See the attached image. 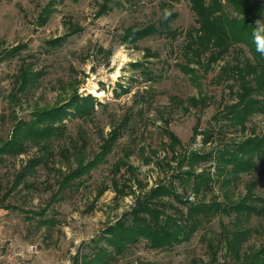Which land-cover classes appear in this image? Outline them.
<instances>
[{"label": "rangeland", "instance_id": "rangeland-1", "mask_svg": "<svg viewBox=\"0 0 264 264\" xmlns=\"http://www.w3.org/2000/svg\"><path fill=\"white\" fill-rule=\"evenodd\" d=\"M164 1L0 0V147L20 121L66 104L75 92L99 102L91 117L63 122V135L50 142V160L34 171H28L31 160L44 153L31 144L2 157L0 264H87L104 248L106 228L157 186L173 182L177 194L195 201L189 185L174 179L188 170L185 155H214L221 143L264 134L262 114L251 118L246 135L223 115L238 101L234 68L251 58L248 49L237 45L220 55L209 49L196 58L185 40L199 28L189 0L174 3L171 35L125 41L129 30L159 28ZM257 24L264 27V17ZM24 71L34 78L27 76L22 89ZM213 130L206 143L204 133ZM80 164L93 167L63 187ZM195 168L214 173V162ZM263 169L228 189L219 180L198 201L219 203L225 192L241 199L252 182H259L253 192L264 200ZM233 221L216 216L189 242L164 251L140 241L107 257V264H237L220 243L221 225ZM246 227L251 234L242 257L264 245V219L254 217Z\"/></svg>", "mask_w": 264, "mask_h": 264}, {"label": "trees", "instance_id": "trees-1", "mask_svg": "<svg viewBox=\"0 0 264 264\" xmlns=\"http://www.w3.org/2000/svg\"><path fill=\"white\" fill-rule=\"evenodd\" d=\"M178 1L168 0L161 3L163 19L159 28L150 26L135 32L129 30L124 37L125 41L136 43L156 34L171 35L169 24L177 18L173 7ZM189 1L199 25L197 30L193 28L186 32V48L189 52L199 58L201 53L209 49L219 50L220 55L227 53L234 46L241 45L248 49L251 56L250 59H244L243 66L234 68V77L240 83L238 101L228 106L223 114L234 128L239 127L240 133L246 135L247 124L251 118L257 114L264 116V53L257 50L255 39L259 28L257 23L264 17V5L261 0ZM27 76L34 78L30 72L24 71L21 75L22 89H25L28 83ZM98 103L92 95L83 97L75 92L66 104L34 113L28 123L20 121L12 132V139L0 147V161L5 156L22 154L26 146L31 144L44 154L39 160H31L28 171H34L37 166L46 164L52 156L50 142L64 133L63 122L69 118L91 117ZM209 133H204L206 143L212 139L214 130ZM171 137L175 139L174 136ZM239 140L221 143L222 148L214 155L199 152L185 155L181 163L186 164L188 170L178 173L174 179L189 185L195 201L177 194L173 182L157 186L138 198L130 212L106 228L102 236L104 248L87 264H107V257L122 256L128 247L137 245L140 241H145L152 250L172 249L189 242L204 224L216 216L234 220L230 226L221 225L220 243L226 249V257L232 256L237 264H264V245L254 253L241 256L242 245L251 234L246 224L254 217L264 219V206H260L264 204V200L253 192L259 182L249 184L246 196L241 199H233V196L225 192L222 202L206 204L198 201L201 195L213 191L214 184L219 180L223 188L228 189L237 183L241 176L251 175L260 165L264 166V134L256 135L253 131L250 136ZM107 154L108 150L105 148L102 156ZM44 156L47 157L46 160ZM210 161L214 162V173L212 170L197 172L196 165ZM92 165L80 164L63 180V187L81 180L92 169ZM261 176L264 178V169ZM21 181L22 176L19 177L17 185ZM117 193L123 196L125 194L118 189Z\"/></svg>", "mask_w": 264, "mask_h": 264}, {"label": "clouds", "instance_id": "clouds-1", "mask_svg": "<svg viewBox=\"0 0 264 264\" xmlns=\"http://www.w3.org/2000/svg\"><path fill=\"white\" fill-rule=\"evenodd\" d=\"M255 39L257 42V50L264 53V27H259L255 33Z\"/></svg>", "mask_w": 264, "mask_h": 264}, {"label": "bare ground", "instance_id": "bare-ground-1", "mask_svg": "<svg viewBox=\"0 0 264 264\" xmlns=\"http://www.w3.org/2000/svg\"><path fill=\"white\" fill-rule=\"evenodd\" d=\"M117 74H119V73H117ZM117 77H118V76H117ZM113 79H114V78H113ZM114 80H115V79H114ZM96 88H97L96 86H91V91H90V92L93 93V94H95V95H97V96H100L99 93L96 92Z\"/></svg>", "mask_w": 264, "mask_h": 264}]
</instances>
